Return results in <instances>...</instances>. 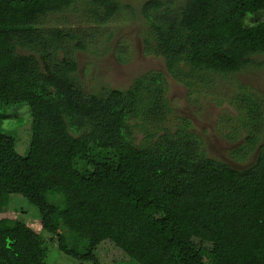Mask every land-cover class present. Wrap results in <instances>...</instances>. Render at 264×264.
Instances as JSON below:
<instances>
[{"label":"trees","instance_id":"obj_1","mask_svg":"<svg viewBox=\"0 0 264 264\" xmlns=\"http://www.w3.org/2000/svg\"><path fill=\"white\" fill-rule=\"evenodd\" d=\"M174 1L165 0L171 8L154 15L149 30L162 48L174 50L169 36L175 34L198 70L236 74L261 64L264 0ZM76 4L95 24L108 23L125 5L0 0V109L26 104L32 116L24 155L16 135L0 129V214L12 194L23 196L38 208L41 230L79 263L99 264L97 249L111 242L135 264L152 258L231 264L232 251L264 264V97L246 88L227 133L243 138L231 152L247 164L212 158L189 119L161 125L172 112L163 76L125 90L85 89L72 56L86 48L84 40L66 28L39 25L45 15ZM146 8L155 7L147 1ZM176 77L193 91L200 86ZM87 180L93 187L81 189L78 181ZM46 256L40 231L19 218L0 219V264H49Z\"/></svg>","mask_w":264,"mask_h":264},{"label":"rangeland","instance_id":"obj_2","mask_svg":"<svg viewBox=\"0 0 264 264\" xmlns=\"http://www.w3.org/2000/svg\"><path fill=\"white\" fill-rule=\"evenodd\" d=\"M151 2L155 8L147 12L146 4ZM184 0H175L179 6ZM124 5L121 12L106 24H95L83 15L80 4L62 12L45 15L41 27L66 28L77 33L86 43L85 49H77L73 57L78 61L76 77L88 92L109 89H128L136 80L144 84L152 82L157 75L163 76L166 84V97L172 112L161 121L163 126H172L180 118H187L193 124V130L203 137L207 155L219 158L238 168L244 167V160L235 161L231 150L243 138L233 134L232 141L227 133L233 129L243 109L242 100L245 90L264 97V54L258 56V66H251L240 73L232 74L221 70L194 69L186 59V49L182 40L169 36L174 50L162 48L155 40V34L149 32L153 16L165 14L170 7L165 0H121ZM131 6L125 8V6ZM151 11V10H150ZM147 13V16L145 15ZM258 19H264V13ZM150 39L149 48L146 39ZM62 55V54H61ZM193 78L200 83L196 90L185 85L176 76ZM192 75V76H191ZM147 86L141 89L142 99H146ZM5 110V111H4ZM6 116L0 118V129L16 135L15 147L20 154H26L31 139L32 116L26 104L13 105L0 109ZM141 122L142 120L137 119ZM264 121V120H263ZM151 125V124H150ZM139 139L145 132L135 130ZM252 157L249 158V161ZM93 180L78 181L83 190L93 187ZM8 209L0 214V219L19 218L36 231H40L47 249L46 261L49 264H98L78 260L62 252L52 234L41 230L38 208L26 198L12 194ZM99 264H135L120 248L111 242H104L97 249ZM231 264H260L253 256H238L230 252ZM142 264H182L178 261L152 258Z\"/></svg>","mask_w":264,"mask_h":264}]
</instances>
